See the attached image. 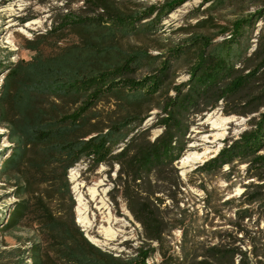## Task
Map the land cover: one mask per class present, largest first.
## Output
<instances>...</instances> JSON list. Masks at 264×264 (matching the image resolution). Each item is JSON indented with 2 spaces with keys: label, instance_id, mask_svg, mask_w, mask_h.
Instances as JSON below:
<instances>
[{
  "label": "trees",
  "instance_id": "16d2710c",
  "mask_svg": "<svg viewBox=\"0 0 264 264\" xmlns=\"http://www.w3.org/2000/svg\"><path fill=\"white\" fill-rule=\"evenodd\" d=\"M117 1L87 0L98 15H67L49 31H78L75 50L38 52L10 67L0 85V124L14 145L1 171L20 198L3 227L32 229L30 264H149L156 253L160 264H264V26L255 46L251 14L215 34L158 44L161 53L151 55L148 44L126 49L118 42L154 41L182 0L135 11ZM179 65L187 67L181 82ZM111 98L118 111L104 116L97 107ZM216 109L248 118L247 128L184 177L178 161L191 129ZM154 111L156 121L143 127ZM81 162L90 173L110 169L111 200L119 208L123 199L141 227L132 253L103 249L77 223L68 176ZM219 178L241 184L243 193L214 197L209 181ZM176 231L181 238L173 243Z\"/></svg>",
  "mask_w": 264,
  "mask_h": 264
},
{
  "label": "rangeland",
  "instance_id": "374dc122",
  "mask_svg": "<svg viewBox=\"0 0 264 264\" xmlns=\"http://www.w3.org/2000/svg\"><path fill=\"white\" fill-rule=\"evenodd\" d=\"M169 0H119L118 6L127 10H139L151 5H163ZM182 0L181 5L163 18L161 30L154 41H139L132 38L119 40L123 48L131 46L144 47L149 45V53H161L155 46L165 44L171 46L181 42L191 32H206L215 34L222 26L231 25L233 21L249 17L256 19V30L251 42L255 46L256 36L264 26L259 19L264 10V0ZM100 11L95 3L87 0H0V65L6 71H0V85L7 76L10 67L18 62L27 63L36 54L45 56L61 55L75 50L82 43V36L76 30H63L59 33H49L54 25L58 26L69 15L72 18L98 15ZM211 18L206 27H197L203 19ZM216 24V25H215ZM220 35L216 40L222 39ZM147 42V43H146ZM142 47V48H143ZM37 48V49H33ZM187 67L179 65L176 69V81H184ZM97 110L104 116L113 115L118 111L116 99H106L99 104ZM155 111L145 120L143 127L150 126L156 120ZM246 117L225 115L220 109L207 113L197 125L191 129V143L188 150L178 163L183 175L192 171L205 159H209L224 145V141L237 137L247 128ZM159 130H154L157 134ZM13 143L8 136V130L0 124V264H30L28 249L32 241V229L25 225L3 227L20 200L17 196L16 183L13 178L4 175L1 167L13 151ZM209 153L202 160H185L191 155ZM244 166H241L243 169ZM109 168L101 166L95 172H86V163L81 162L69 170L71 192L75 200V216L77 223L93 243L103 249L118 255L132 253V248L140 242V224L136 222L123 199H119L120 207L116 208L110 198L113 183L108 176ZM115 176V171L112 173ZM211 187L216 186L214 197L224 196V199L238 197L244 187L241 184L228 186L222 178L209 181ZM210 187V188H211ZM194 194L203 198V192L193 189ZM224 201V200H223ZM202 208V203L199 204ZM223 207V212L227 211ZM81 219L84 225L81 224ZM181 233L176 231L173 243L180 240ZM161 256L156 253L149 264H160Z\"/></svg>",
  "mask_w": 264,
  "mask_h": 264
},
{
  "label": "bare ground",
  "instance_id": "6f19581e",
  "mask_svg": "<svg viewBox=\"0 0 264 264\" xmlns=\"http://www.w3.org/2000/svg\"><path fill=\"white\" fill-rule=\"evenodd\" d=\"M209 153V151H205V152H203V153H199V154H195V155H191L190 154V156L185 160V162H184V164H187L188 163V161L191 159H193V160H202V158L204 157V156H206L207 154ZM80 220V222H81V224L82 225H84L82 222V220L81 219H79Z\"/></svg>",
  "mask_w": 264,
  "mask_h": 264
},
{
  "label": "water",
  "instance_id": "95a60500",
  "mask_svg": "<svg viewBox=\"0 0 264 264\" xmlns=\"http://www.w3.org/2000/svg\"><path fill=\"white\" fill-rule=\"evenodd\" d=\"M219 151H220V150H219ZM219 151H218V152H219ZM218 152H216V153H215L214 155H212L211 157L215 156ZM211 157H210V158H211ZM206 160H207V159H205L204 161H206ZM204 161H203V162H204ZM203 162H202V163H203ZM178 163H180V161H178ZM178 167H179V166H178ZM179 168H180V167H179ZM180 169H181V168H180ZM181 175H183L182 171H181ZM183 176H184V175H183ZM184 177H185V176H184ZM86 236H87V235H86ZM87 238H88L90 241H92L88 236H87Z\"/></svg>",
  "mask_w": 264,
  "mask_h": 264
}]
</instances>
